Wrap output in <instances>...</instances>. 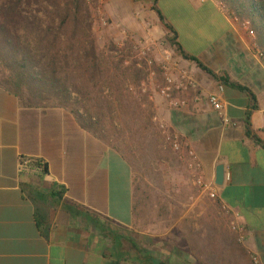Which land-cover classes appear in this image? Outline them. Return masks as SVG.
<instances>
[{
	"label": "crops",
	"instance_id": "1",
	"mask_svg": "<svg viewBox=\"0 0 264 264\" xmlns=\"http://www.w3.org/2000/svg\"><path fill=\"white\" fill-rule=\"evenodd\" d=\"M107 1L139 40L169 38V25L188 55L251 91L221 85L180 55L203 98L181 110L160 105L167 125L198 153L209 182L225 167L219 201L197 197L187 206L176 199L182 210L167 211V226L141 227L135 174L123 154L72 112L26 106L0 86V264H264V61L253 54L243 23L218 0ZM185 8L192 11L188 24L180 15ZM211 95L221 96L236 125L223 122ZM248 113L261 144L247 135ZM22 159L37 163L23 171ZM214 204L234 216L209 211ZM233 219L245 228L242 244Z\"/></svg>",
	"mask_w": 264,
	"mask_h": 264
},
{
	"label": "rangeland",
	"instance_id": "2",
	"mask_svg": "<svg viewBox=\"0 0 264 264\" xmlns=\"http://www.w3.org/2000/svg\"><path fill=\"white\" fill-rule=\"evenodd\" d=\"M3 1L5 0H0V3ZM163 1L167 4V0ZM40 2L43 0H24L22 8L28 10L27 18L32 15L42 18L41 14L33 13L39 9ZM47 2L49 5L58 3L57 0ZM61 2L64 8L72 7L73 12L76 6L89 11L85 15L88 30L86 34L89 38L86 43L87 52L81 51L87 66L79 71L78 65L74 63L73 74H70L67 83L73 100L78 103L79 113L87 118L93 117L94 122L100 124L101 135L108 138V145L114 149L118 147L121 150L119 153L130 162L135 174L138 224L146 228L167 226V211L182 210L176 199L187 200V206H190L192 200L200 197L187 166L179 160L172 148L170 138L176 132L167 125V120L160 113L162 103L167 107L165 100L158 94V88L164 85L162 66L167 62L168 56L181 61L180 55L167 37L162 40L150 37L145 42L130 34L108 9L107 0L102 3L96 0L92 6L88 0ZM225 5L229 10L226 1ZM173 13L170 11L169 15ZM165 14L167 16V9ZM180 15L188 24L192 11L185 8ZM103 20L107 22L106 26L103 25ZM66 32L68 34L63 35V40L74 38L79 49L82 38L77 37L78 34L73 37L74 27ZM24 40L29 41L27 37ZM144 52L147 55H143ZM93 53L101 75L91 69L94 63ZM87 58L90 67L86 63ZM151 61L153 64L150 66L148 62ZM143 85L147 87V93L142 92ZM151 97L154 99L151 100ZM155 117L164 121L165 130L157 126ZM208 210L224 215L217 204L208 206Z\"/></svg>",
	"mask_w": 264,
	"mask_h": 264
},
{
	"label": "trees",
	"instance_id": "3",
	"mask_svg": "<svg viewBox=\"0 0 264 264\" xmlns=\"http://www.w3.org/2000/svg\"><path fill=\"white\" fill-rule=\"evenodd\" d=\"M47 1L40 2L39 9L33 11L36 15L41 14L42 18L31 14L33 20L27 18L28 10L22 8L24 0H5L0 3V86L9 90L26 106L64 108L72 112L87 131L106 142L108 138L101 135L100 124L94 122L93 117L87 118L79 113L78 103L73 100L67 87L68 78L73 74V64L78 65L79 71L87 66L81 51L87 52L86 43L89 38L86 34L85 15L89 11L76 6L73 12L72 7L64 8L61 0H57L58 3L54 5H49ZM225 1L241 23H250L251 31L257 36L259 47L264 53V0ZM154 10L161 21L165 22L157 5ZM71 27L75 29L73 37L78 34L77 37L82 38L79 49L74 38L63 40V35L68 34L66 31ZM167 28L173 35L168 38L169 42L185 60L195 62L221 85L251 95L247 87L233 82L229 77L218 76L197 58L188 55L178 43L174 28L169 25ZM25 37L29 41L24 40ZM93 55L91 69L101 75L98 61ZM88 59L86 63L89 65ZM246 125L247 135L261 144L253 131L250 113ZM115 149L121 151L118 147Z\"/></svg>",
	"mask_w": 264,
	"mask_h": 264
},
{
	"label": "built area",
	"instance_id": "4",
	"mask_svg": "<svg viewBox=\"0 0 264 264\" xmlns=\"http://www.w3.org/2000/svg\"><path fill=\"white\" fill-rule=\"evenodd\" d=\"M98 1L102 3L103 0ZM218 2L221 8L225 9L226 5L224 0H219ZM88 3L91 6L95 5L96 0H88ZM103 25H107L105 20H103ZM243 25L247 37L250 40V48L253 54L264 61V53L259 47L257 36L251 31L250 23H244ZM148 51L151 52L150 49ZM143 55H147V52H144ZM148 64L151 66L153 63L151 61L148 62ZM162 70L164 74V85L158 88V94L165 100L171 110H181L188 107L191 99H193L195 103H199L202 100L203 96L198 82L192 76L191 72L183 67L179 59H174L172 56H168L167 62L162 66ZM152 76H154V74H152ZM153 78L154 77H152V80ZM220 89L223 90V87L221 86ZM142 92H148L145 85L142 86ZM150 99L153 100L154 98L151 97ZM209 102L213 110L221 116L226 125H236L226 114V108L220 95H211L209 97ZM154 122L161 130L166 129L164 121L158 117L154 118ZM170 140L172 142V148L178 155L179 160L187 166L190 176L193 178L199 189L200 197L218 202L220 187L213 182H209L205 178L203 164L198 153L191 147L190 143L184 141V139L177 133L172 135ZM36 163L35 160L22 159L21 170L31 171ZM221 209L224 214L232 217L234 216L233 211L230 210L227 205H222ZM230 228L237 236L238 242L241 244L244 243L246 240V232L243 225L240 224L239 221L233 219L230 222ZM255 263H258V260H255Z\"/></svg>",
	"mask_w": 264,
	"mask_h": 264
},
{
	"label": "water",
	"instance_id": "5",
	"mask_svg": "<svg viewBox=\"0 0 264 264\" xmlns=\"http://www.w3.org/2000/svg\"><path fill=\"white\" fill-rule=\"evenodd\" d=\"M226 181V170L224 166H219L217 169V175H216V185L219 187H222L225 185Z\"/></svg>",
	"mask_w": 264,
	"mask_h": 264
}]
</instances>
